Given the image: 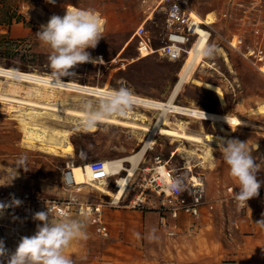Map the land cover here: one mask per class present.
Here are the masks:
<instances>
[{
	"label": "rangeland",
	"instance_id": "374dc122",
	"mask_svg": "<svg viewBox=\"0 0 264 264\" xmlns=\"http://www.w3.org/2000/svg\"><path fill=\"white\" fill-rule=\"evenodd\" d=\"M190 2L192 8L201 15L209 11H214V16L218 15L216 22L213 23L217 31L213 34L210 44H215L219 51L212 61L209 60L216 68L199 66L183 86L176 101L179 105L198 108L207 105L216 108L218 104L222 106L228 104V111L246 117L248 104L264 102V73L240 52L232 49L225 37L240 33L244 36L246 44H253L259 40L264 45V0H190ZM72 6L93 10L103 19L104 38L95 49L87 51L94 59L103 58L105 62L78 65L72 70L77 77L64 79L113 89L125 86L134 94L168 99L179 79L185 60L171 61L158 53L138 58L134 36L138 25L147 18V28L153 36L155 45L162 42L164 11L160 0H56L55 4H49L46 0H0V65L51 75L52 69L48 60L50 49L37 40L35 33L39 31L41 24L48 22L50 16L53 14L63 16L66 8ZM7 7L18 8L26 20L20 22L14 20L10 26L7 25L3 15ZM224 12H228V15L220 18ZM6 47L10 49H5ZM37 86L43 90L42 93L33 91ZM47 89L48 87L44 85L0 76L1 187L27 188L44 198H64L69 192L63 181V170L66 161L74 160L70 155L75 148L81 151V154H91L98 147L104 146L108 140L109 149L115 155L121 152L117 145L130 140L136 142L132 154L145 144L146 141H142L141 138L147 140L151 135V132L146 134L141 130L109 122H100L95 130H87L82 127L81 117L55 114L45 108L7 98L17 97L35 101L41 99L40 103L55 99L59 102L57 105L75 109H81V103L86 99L98 98L67 89H57L56 94L50 97L46 93ZM245 100L248 104H244ZM133 111H137L140 116L136 121L146 123L152 129L157 126L160 108L136 103ZM168 119L175 124L187 121L189 132L204 133L206 129L213 131L216 129L215 125L217 126L212 120L173 112V109L168 111ZM27 120L39 123L40 132L44 128L69 130L72 151L64 152L62 146L61 152L54 153L46 149L41 141L32 145L25 139L24 122ZM232 132L233 129L230 127L225 131L219 129V132H207L212 135L210 139L194 143L157 131L155 136L158 143L155 147H149L144 161L142 160L136 169L134 180L146 183L143 180L146 174L142 168L155 165V156L161 155L164 159H169L170 166L178 176L185 179V193L188 197H191L192 193L191 181L194 182L196 176L203 180L207 188L206 195L213 202H236L233 193L228 190L231 184L227 175L222 172L213 175L207 173L219 166L216 162L217 151L214 144L217 145L219 139H229ZM179 148L183 150L182 154L174 155ZM21 158L25 160L27 171L23 168L16 169ZM90 160H74V163L85 164ZM185 164L193 167L195 165V174H192L191 178L189 169L182 168ZM125 166L131 167V163L128 161ZM15 169L18 175L12 180ZM207 181L211 184H207ZM89 186L91 189L96 188ZM153 207L158 210L156 203H153ZM39 223L35 221L34 232ZM87 233L88 238L74 241L66 249V254L74 264H108L111 259L106 257V253L110 239L96 234L90 223ZM0 240L4 241L9 251L16 243L11 240L9 228H0Z\"/></svg>",
	"mask_w": 264,
	"mask_h": 264
},
{
	"label": "crops",
	"instance_id": "0c3cea01",
	"mask_svg": "<svg viewBox=\"0 0 264 264\" xmlns=\"http://www.w3.org/2000/svg\"><path fill=\"white\" fill-rule=\"evenodd\" d=\"M36 101L40 103L41 99H36ZM45 102L59 103L55 99L45 100ZM244 104H248L247 100ZM253 104H248L246 117H242L240 113L228 111V104L226 106L218 104L216 110L234 113L241 117L243 123L239 126L228 125L233 129L229 139L235 138L247 142L249 148L252 149L255 162L264 165V112L259 109L264 102ZM215 128L213 131L206 129L204 133L199 134L219 132L216 125ZM108 144L107 140L104 146L98 147L91 154H81V151L75 148L70 157L74 160L127 157L131 154L136 142L130 140L121 142L117 145L121 152L115 155L112 154ZM214 147L217 151L216 162L219 166L207 173L226 174L230 184L234 187L232 194L234 196V193L239 191L238 182L229 176L228 166L223 160L218 145L214 144ZM177 151L176 154L173 153L174 151L172 153L178 155L183 152L180 148ZM124 162L125 165L128 163L126 160ZM194 167L188 164L182 166V168L189 169V177L195 174ZM127 172L125 168L119 175ZM117 176L112 175L103 182L113 193L120 188ZM257 179L262 182L261 186H264V167L257 173ZM207 184L211 183L207 181ZM144 186V182L133 180L121 198L97 188L91 189L87 184H84L78 193L84 199L98 202L114 199L112 204L104 205V220L109 227L108 236L98 233L95 225L88 220L96 234L110 239L106 253V257L111 259L108 264H144V262L152 264H264V227L256 223L264 219V195L249 199L247 207L243 208L238 207L237 202H210L214 207L210 208L209 204H203L200 206L198 215L181 210L177 217H173L169 207L174 197L170 192L158 193L152 189L150 192V188H144ZM190 187L191 197L186 195L185 190L183 192V197L187 200L193 198L192 181ZM66 189L69 194L76 191L72 187H66ZM154 191L155 194H153ZM139 196L144 199V202L141 206L135 207L132 202ZM207 198L211 200L208 195ZM153 203L157 204L158 210L153 209ZM162 214L167 221L165 225L161 222ZM152 228L157 230L156 235L159 239L149 242L145 237Z\"/></svg>",
	"mask_w": 264,
	"mask_h": 264
},
{
	"label": "clouds",
	"instance_id": "9594fccd",
	"mask_svg": "<svg viewBox=\"0 0 264 264\" xmlns=\"http://www.w3.org/2000/svg\"><path fill=\"white\" fill-rule=\"evenodd\" d=\"M55 4L56 0H46ZM177 7V6H176ZM178 8V7H177ZM104 25L98 13L90 9L66 8L63 16L53 14L46 24H41L35 33L37 40L48 49L51 78L55 85L64 83V77H77L72 71L78 65L97 63L87 49H95L104 38ZM215 44L203 43L197 48V55L211 60L218 53ZM102 62V61H100ZM136 105L134 92L125 86L113 89L95 99H86L81 103L83 112L82 127L91 130L100 122L112 116H126ZM223 160L228 166V174L238 182L239 191L234 193L238 207H247V201L258 196L261 181L257 173L264 165L257 164L252 149L247 142L238 139H219L217 141ZM17 168L26 165L24 158L18 161ZM15 169V175H18ZM165 188L170 193H180L186 189L185 179L172 177ZM21 201L13 199L9 204L0 203V214L7 207H18ZM33 219L39 221L32 236L22 237L15 251L10 252L0 240V264H74L66 254V249L77 240L88 238L87 216L54 218L49 209L36 212ZM264 227V219L256 222ZM156 229L152 228L145 239L154 242L159 239Z\"/></svg>",
	"mask_w": 264,
	"mask_h": 264
},
{
	"label": "built area",
	"instance_id": "2783aa9c",
	"mask_svg": "<svg viewBox=\"0 0 264 264\" xmlns=\"http://www.w3.org/2000/svg\"><path fill=\"white\" fill-rule=\"evenodd\" d=\"M160 4L164 11L162 42L155 45L153 36L147 28V18L144 19L138 25L134 34L138 58L158 53L169 60L184 59L186 62L201 37L205 36L206 43L210 44L213 34L217 31L213 25L218 18L217 14H215V22L207 24L194 14L190 0H160ZM227 15L228 12H224L220 18ZM225 40L232 49L240 52L264 73L261 69L264 66V45L261 41L257 40L253 44H246L244 36L240 33L232 34L229 38L225 37ZM154 160L155 165L142 168L144 174H146L143 177V180L146 181L144 188H150L158 193L166 192L165 185L178 174L170 166L169 160L164 159L161 155L155 156ZM73 163L74 160L72 159L66 161L63 170V181L66 187L75 188L76 191L64 198H44L27 188L0 186V203L9 204L13 197L21 201L20 206L7 207L0 214V228H9L11 240L16 242L10 247V252L15 251L22 237L35 234L34 224L36 220L33 219V216L36 212L47 211V209L55 217H70L74 214L86 215L88 220L95 225L98 233L102 236L109 235V227L104 220V205L112 204L114 199L98 202L82 198L78 193L82 190L84 184H77L71 175V164ZM87 164L91 170V180L94 182H105L112 176L107 159L95 158ZM161 166L164 167V171L159 169ZM228 190L233 193L234 187L231 185ZM183 192L170 193L174 197V201L169 207L173 217H177L181 210L198 215L200 206L203 204H209L210 208L214 207L213 203H210L213 201L207 198V188L204 183L195 185L193 182L192 200L183 197ZM258 195H264V186L260 187ZM143 202L144 199L139 196L132 203L133 206L138 207ZM161 222L164 225L167 223L163 214Z\"/></svg>",
	"mask_w": 264,
	"mask_h": 264
},
{
	"label": "bare ground",
	"instance_id": "6f19581e",
	"mask_svg": "<svg viewBox=\"0 0 264 264\" xmlns=\"http://www.w3.org/2000/svg\"><path fill=\"white\" fill-rule=\"evenodd\" d=\"M72 7L78 8L76 6H72ZM193 11H194V14L197 16V18L200 19L202 22L207 23V24H211L215 22L214 11H209L205 15H201L195 9H193ZM100 19L103 22V19L102 18ZM206 40L207 39L205 36L201 37L196 47L192 50L190 57L184 63L183 68L180 71L179 79L175 83L168 99L163 100V99H158L154 97L134 94L137 104L153 106V107H157L161 109L158 124L155 128L152 129V127L149 126L148 124L136 121V119H139L140 116H138V113H136L137 111H133V110L129 112L126 116H123V117L112 116V117L107 118L105 121H102V122H109V123H114V124H121V125L130 127L131 129H134L137 131L141 130L146 134L151 132V135L147 140L145 138H141L142 141L144 142L146 141V142L141 147V149H139V151L132 153L128 155L127 157L107 159L108 166L112 172V175L121 174L122 170H124L125 168L128 171L124 175L117 176L118 183L120 186L119 190L113 193L103 184L104 181L102 182L92 181L91 180V170L87 163L71 164V175L74 177L77 184L91 185L104 192L113 193L114 196H116L117 198H121L125 190L134 180L135 175H136V169L139 166V164L142 162L149 147L151 148L155 147V145L158 143L157 137L155 136V133L157 131L165 135H170L175 138L189 140L194 143L205 142V140L210 139L212 137V135H210L209 133H205V135H200L199 133L189 132L187 121H179L177 124L172 123V121L168 119V111H171L172 109H173V112H179V113L186 114V115H192L197 118L212 120L215 124H217V127L220 129V131L227 130L229 128L228 125H232L233 127H236L243 123L241 117L238 116L237 114L228 113V112H220L217 110H210V109H205V108L179 105L176 101V97L183 90V86L186 84L187 81L190 80V78L193 76V74L195 73L196 69L199 66H203V67L207 66L211 68H216L214 63L211 62L212 60L209 61L208 59H205L197 55V48L201 46L203 43H206ZM100 57H103V56L100 55ZM100 61H102L101 63L105 62L103 58H98L97 62H100ZM261 69L264 71V66ZM0 76L7 77L10 79H14V80H22V81L34 83L37 85L47 86L48 89L46 93H48L50 97L56 94L55 92L57 91V89H67V90H72L78 93L94 95L97 97L107 94L113 90V88H106V87H102L99 85H90L86 83H80L74 80H68L64 78H62L64 81L63 84L55 85L52 82V78L50 74L38 73L34 71H25V70L12 68V67H5L2 65H0ZM35 88L36 89L33 91L42 93L43 90L39 88V86ZM7 98L14 100V101L27 103L33 106H39L43 109L45 108L46 110H50L55 114L71 115V116H77L81 118H83L84 116L81 109L59 106L55 103L54 104L38 103L37 101L22 100L17 97H7ZM259 109L261 110V112H264V105L261 106ZM24 125H25V130H26L25 139L29 141L32 145H35V143H37L38 141H41V144H43V146L45 145L44 147L46 149L54 153L61 152L60 149L62 146H64L63 147L64 150L62 151L68 152V153L72 151L73 145L70 141L71 139H70L69 130L44 128L43 131L40 132L38 130L40 128L39 123L38 124L34 123L32 122V120L25 121ZM95 129L96 127L91 130H95ZM65 142L67 143V145ZM193 153H196V152L193 151ZM125 160L131 163V167L125 166V162H124ZM159 169L161 171H164L163 166H161ZM194 179H195V182H194L195 185L204 183L202 180H200L196 176L194 177Z\"/></svg>",
	"mask_w": 264,
	"mask_h": 264
},
{
	"label": "trees",
	"instance_id": "16d2710c",
	"mask_svg": "<svg viewBox=\"0 0 264 264\" xmlns=\"http://www.w3.org/2000/svg\"><path fill=\"white\" fill-rule=\"evenodd\" d=\"M18 8H14V9H11L10 7H7L5 10H4V14L5 15V20L4 22L7 24V25H11L13 23L14 20L20 22V21H25L26 20V17L23 13L19 12L17 10ZM5 49H10L9 47H6ZM172 61V60H171ZM179 61V60H177ZM182 64V63H181ZM181 66V65H180ZM204 108L206 109H210V110H216L215 107H212L210 105H207L205 106ZM210 131V130H209Z\"/></svg>",
	"mask_w": 264,
	"mask_h": 264
}]
</instances>
